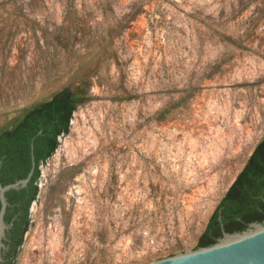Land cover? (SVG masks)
Wrapping results in <instances>:
<instances>
[{
  "label": "rangeland",
  "instance_id": "obj_1",
  "mask_svg": "<svg viewBox=\"0 0 264 264\" xmlns=\"http://www.w3.org/2000/svg\"><path fill=\"white\" fill-rule=\"evenodd\" d=\"M79 83L15 264L190 251L264 134V0H0V127Z\"/></svg>",
  "mask_w": 264,
  "mask_h": 264
},
{
  "label": "trees",
  "instance_id": "obj_2",
  "mask_svg": "<svg viewBox=\"0 0 264 264\" xmlns=\"http://www.w3.org/2000/svg\"><path fill=\"white\" fill-rule=\"evenodd\" d=\"M90 99L83 83L66 86L49 98L25 106L0 127L1 185L27 177L32 156L35 160L27 185L4 194L7 205L3 221L8 226L5 235L9 240L3 242L9 244L10 249L5 255L3 250L4 261L0 264H15L30 222L29 208L38 192L39 165L54 153L58 137L69 132L73 112ZM253 221L264 222V134L216 205L194 249L216 243L223 232H241ZM176 253L173 251L166 256Z\"/></svg>",
  "mask_w": 264,
  "mask_h": 264
},
{
  "label": "water",
  "instance_id": "obj_3",
  "mask_svg": "<svg viewBox=\"0 0 264 264\" xmlns=\"http://www.w3.org/2000/svg\"><path fill=\"white\" fill-rule=\"evenodd\" d=\"M34 167L35 160L32 156L31 169L27 177L10 184H0V249L3 246L1 238L8 227L3 221L7 205L4 194L7 190L26 186ZM146 264H264V223L252 222L241 232H223L212 245L158 258Z\"/></svg>",
  "mask_w": 264,
  "mask_h": 264
},
{
  "label": "flooded vegetation",
  "instance_id": "obj_4",
  "mask_svg": "<svg viewBox=\"0 0 264 264\" xmlns=\"http://www.w3.org/2000/svg\"><path fill=\"white\" fill-rule=\"evenodd\" d=\"M253 222H255V221H253ZM252 222H250L249 223V225H248V227L250 226V224H251ZM262 223H264V222H262ZM7 229V228H6ZM5 229V230H6ZM223 235V234H222ZM4 240H6V241H8L9 240V238H7L6 237V235H5V231H4V235H3V237L1 238V243L3 244V246L1 247V249H0V256H1V259H0V263L2 262V261H4V259H3V250H4V255L7 253V251L10 249V245L9 244H5L3 241Z\"/></svg>",
  "mask_w": 264,
  "mask_h": 264
}]
</instances>
